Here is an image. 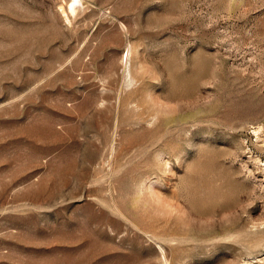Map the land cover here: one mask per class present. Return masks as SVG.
Listing matches in <instances>:
<instances>
[{
    "label": "rangeland",
    "instance_id": "rangeland-1",
    "mask_svg": "<svg viewBox=\"0 0 264 264\" xmlns=\"http://www.w3.org/2000/svg\"><path fill=\"white\" fill-rule=\"evenodd\" d=\"M0 264H264V0H0Z\"/></svg>",
    "mask_w": 264,
    "mask_h": 264
},
{
    "label": "bare ground",
    "instance_id": "bare-ground-1",
    "mask_svg": "<svg viewBox=\"0 0 264 264\" xmlns=\"http://www.w3.org/2000/svg\"><path fill=\"white\" fill-rule=\"evenodd\" d=\"M74 1H75V0H74ZM77 2H78V0H77ZM70 3H71V4H70ZM70 3H69V6H70V5H71V6L73 5V7H74V4H75V3H74V2H70ZM69 6H68V8H70ZM74 8H75V7H74ZM74 8H73V9H74ZM69 10H71V9H69Z\"/></svg>",
    "mask_w": 264,
    "mask_h": 264
}]
</instances>
